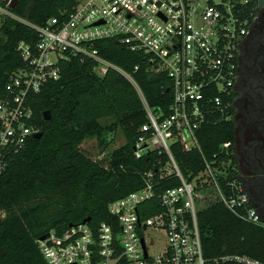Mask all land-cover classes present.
Returning a JSON list of instances; mask_svg holds the SVG:
<instances>
[{"label":"built area","instance_id":"2783aa9c","mask_svg":"<svg viewBox=\"0 0 264 264\" xmlns=\"http://www.w3.org/2000/svg\"><path fill=\"white\" fill-rule=\"evenodd\" d=\"M18 1L0 0V26L6 18L17 21L35 31L37 41L17 44L23 67L8 77L0 99V174L11 157L39 134L29 101L59 79L61 61L89 59L96 76L104 77L113 69L133 82L100 57L94 47L97 42L114 40L131 52L143 53L151 73L170 80L173 97L167 116L144 103L147 121L133 147L135 159L157 153L156 173H145L142 188L109 203L112 222L95 228L77 224L38 241L46 264H212L203 257L196 218L198 204L211 201L264 229L237 177L231 143L222 144L211 158L203 157V168L190 174L191 181L183 177L171 148L177 145L185 153H201L199 130L233 119L235 58L250 24L243 8L254 0L219 4L211 0H74L68 17L61 14L43 26L16 17L11 3ZM171 179L179 185L156 193ZM146 211L156 213L146 218ZM147 233L156 236V245L149 244ZM220 261L264 264L247 256Z\"/></svg>","mask_w":264,"mask_h":264},{"label":"trees","instance_id":"16d2710c","mask_svg":"<svg viewBox=\"0 0 264 264\" xmlns=\"http://www.w3.org/2000/svg\"><path fill=\"white\" fill-rule=\"evenodd\" d=\"M74 6V0H19L12 13L43 26L61 14L68 17ZM253 8L254 4L244 6L243 17L251 19ZM20 41L35 45L37 34L17 21L4 19L0 26V99L5 96L8 77L23 67L16 52ZM94 47L133 82L113 69L100 78L93 72L91 60L74 57L59 63L58 80L31 97L29 104L42 137L31 138L0 174V264H46L38 241L51 232L61 235L86 219L91 228L112 222L109 203L142 188L145 173H156L157 153L135 159L133 147L147 121L144 103L157 113L169 114L170 80L151 73L143 53L131 52L117 41H100ZM45 111L50 112L49 121L43 119ZM106 119L112 123L101 125ZM117 131L124 144L102 161H93L80 149L93 140L99 154L107 152ZM197 136L201 153L171 147L187 181L192 180L191 173L202 170L203 157L211 158L224 143L234 148V124L230 120L206 125ZM178 185V180L171 179L156 193ZM205 205L196 215L205 260L221 264L223 257L247 256L264 263L263 228L238 219L217 201ZM155 213L146 211L144 217Z\"/></svg>","mask_w":264,"mask_h":264},{"label":"flooded vegetation","instance_id":"af4514ba","mask_svg":"<svg viewBox=\"0 0 264 264\" xmlns=\"http://www.w3.org/2000/svg\"><path fill=\"white\" fill-rule=\"evenodd\" d=\"M232 106L237 177L264 221V0H254L237 49Z\"/></svg>","mask_w":264,"mask_h":264},{"label":"rangeland","instance_id":"374dc122","mask_svg":"<svg viewBox=\"0 0 264 264\" xmlns=\"http://www.w3.org/2000/svg\"><path fill=\"white\" fill-rule=\"evenodd\" d=\"M212 3L214 4H219L222 0H211ZM112 123V120L110 119H106V120H103L101 122V125L103 126H106V125H109ZM124 144V139L122 138V136L119 134V131L116 132V135H115V139L114 141L112 142V144L109 146V149L107 150L106 153L104 154H99V148H98V143L97 141H93V140H89V141H86L84 142L80 149L82 150V152L87 156L89 157L90 159H94V160H100V159H103V157L107 154L109 155L110 152L115 149V148H118L120 146H122ZM99 157V158H98ZM107 162V161H106ZM106 166V164H105ZM198 207L199 209H202L204 207H206L205 203H199L198 204ZM147 240L149 242V244L151 245H156L157 243V239H156V236L151 234V233H147Z\"/></svg>","mask_w":264,"mask_h":264},{"label":"water","instance_id":"95a60500","mask_svg":"<svg viewBox=\"0 0 264 264\" xmlns=\"http://www.w3.org/2000/svg\"><path fill=\"white\" fill-rule=\"evenodd\" d=\"M16 5V3L15 2H12L11 3V9H13V7ZM43 119L45 120V121H49L50 120V112H48V111H45L44 113H43ZM42 137V134L41 133H39V134H36L33 138L34 139H40ZM90 222V219H86V220H84L83 222H82V224H86V223H89ZM41 240H44V238H42Z\"/></svg>","mask_w":264,"mask_h":264}]
</instances>
